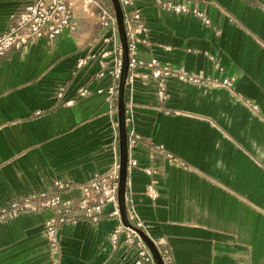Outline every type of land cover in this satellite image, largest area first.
<instances>
[{
    "label": "crops",
    "instance_id": "0c3cea01",
    "mask_svg": "<svg viewBox=\"0 0 264 264\" xmlns=\"http://www.w3.org/2000/svg\"><path fill=\"white\" fill-rule=\"evenodd\" d=\"M31 1L0 0V34ZM136 6L149 27L141 57L218 82L171 77L164 100L153 77L127 85L128 130L164 149L131 148L138 165L129 170L127 207L152 238L167 242L176 264H264V0H190L205 18L155 0ZM109 34L82 21L75 32L34 38L0 59V205L56 179L86 181L119 158L117 113L99 92L112 82L98 75L112 55L77 66L91 45L96 53L111 48L100 40ZM225 79L232 85L218 84ZM113 208L97 224L61 229L58 264H135L138 248L124 233L112 241L120 223ZM51 214L0 221V264H53L45 235Z\"/></svg>",
    "mask_w": 264,
    "mask_h": 264
},
{
    "label": "built area",
    "instance_id": "2783aa9c",
    "mask_svg": "<svg viewBox=\"0 0 264 264\" xmlns=\"http://www.w3.org/2000/svg\"><path fill=\"white\" fill-rule=\"evenodd\" d=\"M158 5L175 12H193L205 18L198 8L189 6L190 0H155ZM124 12V21L127 29L129 45V73L127 85H133L137 79L147 80L153 77L157 81L158 95L161 100L169 96L167 80L171 77L192 82H218L204 76V74L191 73L184 68L173 67L170 63L162 62L156 57L145 59L139 54L140 44L149 43V27L147 26L140 7L136 6V0H120ZM99 24L102 29L110 32L100 40L106 46L98 53L91 45L88 54L79 59L77 66L81 67L89 59L98 55L106 58L112 55L111 62L102 61V69L99 76L109 75L112 79L106 89L99 92L106 94V99L112 104V113H117L118 85L122 66V44L119 38L115 13L109 10L100 0H33L22 10L12 15L5 31L0 34V59L13 48L20 49L32 39L46 37L53 40L58 34L65 30L75 32L81 22ZM209 23L208 19H205ZM226 86L232 85V79H225L222 83ZM79 95L85 96L89 90L80 87ZM71 101H68L70 103ZM131 110L127 108V126L133 118L128 116ZM113 125L118 131V121L113 120ZM129 147L144 144L153 150L163 152L162 145H156L146 140L134 129L128 130ZM171 161H177L172 154L167 153ZM136 159L129 158L128 168L137 166ZM150 172L149 169H145ZM119 185V158L105 172L97 173L86 181H75L72 179H56L47 189L34 195L14 198L0 205V221H5L18 216L25 211H38L49 209L52 214L45 221V235L49 248L55 259L53 264H58L61 251V229L68 224H74L86 220L97 224L108 204H113L111 214L118 217L120 223L112 234V241L116 243L121 232L125 235L128 245L136 246L139 257L135 264H155L153 258L139 234L132 228L125 226L120 219L118 206ZM74 191H80L78 198L70 196ZM128 214L133 222L142 227V222L137 218L132 207H127ZM155 240V239H154ZM165 264H176L171 249L167 242L161 238L155 240Z\"/></svg>",
    "mask_w": 264,
    "mask_h": 264
},
{
    "label": "water",
    "instance_id": "95a60500",
    "mask_svg": "<svg viewBox=\"0 0 264 264\" xmlns=\"http://www.w3.org/2000/svg\"><path fill=\"white\" fill-rule=\"evenodd\" d=\"M114 9L119 38L122 44V66L118 85L117 117L119 128V185H118V206L122 223L134 229L147 249L149 250L155 264H165L162 254L152 238L142 227L137 226L130 218L127 209V181L129 175V134L127 126V101L126 88L129 73V45L127 29L124 21V12L120 0H110Z\"/></svg>",
    "mask_w": 264,
    "mask_h": 264
},
{
    "label": "rangeland",
    "instance_id": "374dc122",
    "mask_svg": "<svg viewBox=\"0 0 264 264\" xmlns=\"http://www.w3.org/2000/svg\"><path fill=\"white\" fill-rule=\"evenodd\" d=\"M100 2H102L101 0H100ZM103 3V2H102ZM108 5V6H107ZM107 8H109V2L108 3H106V5H105ZM112 8V7H111ZM110 8V9H111ZM93 25H99V24H93Z\"/></svg>",
    "mask_w": 264,
    "mask_h": 264
}]
</instances>
